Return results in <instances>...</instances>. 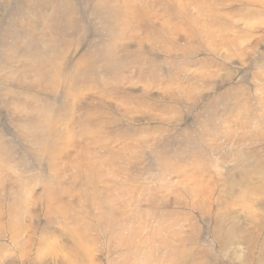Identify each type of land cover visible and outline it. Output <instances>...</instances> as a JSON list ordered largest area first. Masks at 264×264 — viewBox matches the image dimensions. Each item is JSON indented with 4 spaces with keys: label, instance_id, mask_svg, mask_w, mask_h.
Instances as JSON below:
<instances>
[{
    "label": "rangeland",
    "instance_id": "rangeland-1",
    "mask_svg": "<svg viewBox=\"0 0 264 264\" xmlns=\"http://www.w3.org/2000/svg\"><path fill=\"white\" fill-rule=\"evenodd\" d=\"M0 264H264V0H0Z\"/></svg>",
    "mask_w": 264,
    "mask_h": 264
}]
</instances>
